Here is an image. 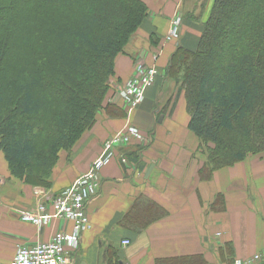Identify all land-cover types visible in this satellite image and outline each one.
<instances>
[{
	"label": "trees",
	"instance_id": "16d2710c",
	"mask_svg": "<svg viewBox=\"0 0 264 264\" xmlns=\"http://www.w3.org/2000/svg\"><path fill=\"white\" fill-rule=\"evenodd\" d=\"M206 3L197 48L180 46L166 70L181 76L190 131L214 144L202 176L264 156V0ZM147 17L142 0H0V150L14 177L51 186Z\"/></svg>",
	"mask_w": 264,
	"mask_h": 264
},
{
	"label": "crops",
	"instance_id": "0c3cea01",
	"mask_svg": "<svg viewBox=\"0 0 264 264\" xmlns=\"http://www.w3.org/2000/svg\"><path fill=\"white\" fill-rule=\"evenodd\" d=\"M142 1L150 14L132 49L117 57L112 86L130 79L137 62L151 65L158 56V68H164L178 47L198 46L202 30L186 42L183 26L180 42L165 41L183 0ZM153 35L160 44H152ZM161 72L131 115L125 116L123 102L109 93L108 111L70 158L62 156L49 188L11 178L0 152V264L9 263L21 245L48 242L58 231L71 230V224L57 220L39 230L19 215L36 207V190L56 196L73 185L90 170L104 142L128 124L138 127L144 140L118 148L102 170L100 189L87 204L90 227L80 248L68 252L74 264H232L264 251V162L244 161L202 176L208 157L189 129L185 96L176 98L178 89L166 70ZM121 157L130 165H122Z\"/></svg>",
	"mask_w": 264,
	"mask_h": 264
},
{
	"label": "built area",
	"instance_id": "2783aa9c",
	"mask_svg": "<svg viewBox=\"0 0 264 264\" xmlns=\"http://www.w3.org/2000/svg\"><path fill=\"white\" fill-rule=\"evenodd\" d=\"M181 18L177 17L170 31L169 40L178 37ZM155 69L137 75L122 96L129 103V108H138L145 100L146 88L156 81ZM132 140H144L139 131L131 129L126 135H120L107 142L103 156L95 163L89 173L78 178L75 183L60 194L53 196L44 189L36 190L37 205L34 209L20 213L23 223L34 225L39 230L57 220L64 225L71 224L70 231H58L50 241L37 244L21 245L14 258L7 264H74L69 251L80 248L83 234L89 229L87 204L96 196L101 186V172L114 159L118 148L129 145ZM127 164L126 158L122 159ZM128 245L129 242H125ZM232 264H264V251L254 254L249 259H236Z\"/></svg>",
	"mask_w": 264,
	"mask_h": 264
},
{
	"label": "rangeland",
	"instance_id": "374dc122",
	"mask_svg": "<svg viewBox=\"0 0 264 264\" xmlns=\"http://www.w3.org/2000/svg\"><path fill=\"white\" fill-rule=\"evenodd\" d=\"M206 5H208V3H206V0H183V2H182V4L179 6V8L175 11V13H174V15L171 17V24H170V28H172V26H173V23H174V21H175V19L177 18V17H180L181 18V25H180V31H181V29H182V26H183V29L184 28H186V32L184 33V35L186 34V42H191V37H190V35L191 34H198L199 35V33L201 32V30H202V21L204 20V16H205V14H206ZM147 6V5H146ZM209 7H210V5H209ZM150 13H149V9H148V15H149ZM200 24V25H199ZM142 28V27H141ZM140 28V30L138 31L139 33L141 32L142 33V29ZM180 31H179V36L178 37H172V39L171 40H178V42H180L181 40H182V37L180 36ZM137 32V33H138ZM136 33V34H137ZM134 35L133 37H132V39H131V41L128 43V45L126 46V48H125V51H124V54L127 52V49H129V50H131L132 48H129L130 47V43H132V41H133V39H135L136 38V36L137 35ZM184 35H183V41L185 40V38H184ZM197 35V36H198ZM170 36V32H169V34H168V36H166V39H165V41H171V40H169L168 39V37ZM180 37H181V39H180ZM199 37V36H198ZM155 38L157 39V41L158 42H156L157 43V45L158 44H160V39L159 38H157L156 36H155ZM179 48V47H178ZM175 54V53H174ZM173 54V55H174ZM172 58V57H171ZM171 58H170V60H169V63H168V65L167 66H165L164 68H161V66H160V69L158 68V65H157V60H158V56H156L155 58H154V62L156 63H154V64H151V65H148V64H146V63H144V62H137L136 63V66H135V72H134V74H133V76L130 78V79H128L126 82H123V84H118V83H116V84H114L113 86H112V84L114 83H112V78L116 75V73L114 74V76L110 79V91H109V93L113 90L114 92H115V94L117 95V97H119L120 99L119 100H121L122 102H123V110H124V115L126 116H128V115H131L132 113H133V111H135V110H137L138 108H140V106H142V104L145 102V100H146V96H145V100H144V102L138 107V108H136V109H134V110H131L130 108H129V103H128V101L127 100H125L124 98H123V96H122V92H123V90L124 89H126L128 86H129V84L132 82V80L133 79H135L136 77H137V75H139L140 73H143V72H145V71H147L148 69H155L157 72H158V75H157V78H156V81H155V83L153 84V85H150V86H148L147 88H146V94H147V92H148V90L150 89V88H152L153 86H155L157 83H158V81L161 79V76H162V72L161 71H163V70H167L168 69V67H169V64H170V61H171ZM179 77V76H178ZM180 78H181V76L179 77V78H172L171 76H167V80H169L170 81V83H172L173 85V87H174V89L175 90H177V89H179V87H180V82L182 81V80H180ZM178 80H180V82L178 81ZM109 93H108V95H109ZM108 95H107V97H108ZM107 97H106V99H107ZM106 99H105V101H104V103H103V106H102V108L98 111V113H97V116H96V122H95V124L92 126V128H90L89 130H87L83 135H82V137L79 139V141L83 138V136L84 135H86V134H88L90 131H92V129L95 127V125H96V123H97V121H98V116L104 111V110H106V111H108V108L109 107H105V102H106ZM186 110H187V108H186ZM131 129H135V130H137V131H139V134L141 135V137H143L144 138V136H143V132L138 128V127H136V126H133L132 124H128V125H126V126H124L120 131H118V132H116L115 134H113V135H111L109 138L110 139H108V140H106L105 142H104V144H103V150H102V152H101V154H100V156H98V158L93 162V164L91 165V168H90V170L87 172V173H89L90 171H91V169L93 168V166L95 165V163L103 156V154L105 153V150H106V145H107V142L109 141V140H111L112 138H114V137H117V136H120V135H126ZM197 137V136H196ZM198 138V137H197ZM198 140L200 141V146L202 147L201 149L204 151V153H205V155H207V157H208V154H209V152H208V150L209 149H213L214 148V144L213 143H205V142H203L200 138H198ZM79 141L78 142H76L69 150H62V151H60L59 152V154H58V156H57V160H56V162H55V165L53 166V168H52V170H51V172H50V176H51V182H52V177H53V174H54V172L56 171V168H57V166H58V163H59V161L61 160V158H62V156L63 157H65V156H67L68 158H70L71 156H72V153H73V151L75 150V148H76V146L79 144ZM0 152H1V154H2V157H3V160H4V162L7 164V161H6V159H5V156H4V154H3V152L0 150ZM117 155V154H116ZM116 155H115V157H114V159L116 158ZM123 158H126V160H127V164H123L122 163V159ZM113 159V160H114ZM257 160L258 162H264V156L263 155H248L247 156V158L244 160V161H247L248 163L249 162H251V161H253V160ZM112 160V161H113ZM111 161V162H112ZM244 161H242V162H244ZM110 162V163H111ZM242 162H240V163H242ZM120 163L122 164V165H125V166H128V165H130V163H129V160H128V158L127 157H121L120 158ZM240 163H237L236 165H238V164H240ZM236 165H234V166H232V167H235ZM246 166V165H245ZM8 169H9V167H8ZM9 172H10V169H9ZM86 173V174H87ZM86 174H84V175H86ZM84 175H82V176H84ZM10 176H11V178L13 177V179L15 178L16 180H18V181H21V182H23V183H25V184H27L26 183V180H25V178H17V177H14L12 174H11V172H10ZM74 184V183H73ZM72 186V185H71ZM69 188V187H68Z\"/></svg>",
	"mask_w": 264,
	"mask_h": 264
}]
</instances>
